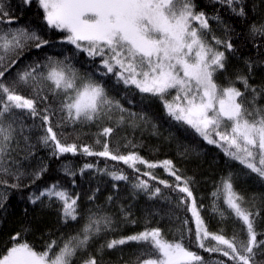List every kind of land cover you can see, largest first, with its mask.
<instances>
[{"label":"snow or ice","instance_id":"6c2138e0","mask_svg":"<svg viewBox=\"0 0 264 264\" xmlns=\"http://www.w3.org/2000/svg\"><path fill=\"white\" fill-rule=\"evenodd\" d=\"M32 2L0 0V206L9 189L28 187L47 170L43 161L31 166L42 147L50 157L79 153L123 162L139 173L132 183L133 197L143 192L150 200L171 202L173 197L159 186L163 185L176 193V206L191 213V220H181L173 238L168 239L159 221L150 226L149 217L160 215L159 211L145 212L142 230L102 240L93 252L96 241L116 231L119 223H137L132 205L120 203L118 219L107 210L113 204V195L107 197V207L97 204L96 189L88 196L90 206L82 214L78 210L80 194L73 195L56 181L38 195L29 193V201L43 204L46 197L47 206H51L55 200L61 205L58 210L65 226L69 220L79 224L82 219L83 223L66 237L61 232L59 237L45 240L41 249L18 241L20 233H16L11 246L0 253V264H74L77 259L80 264H104L105 248L112 250L128 242L141 247L125 264H209L192 250V245L227 258H217L213 264H264V239H258L264 232H258L256 226V218L264 215V193L246 197L238 191L233 177L239 172L230 165L211 193V210L221 221L231 214L242 222L239 228L234 224L228 236L225 227L210 230L200 211L204 205L197 204L191 187L193 178L185 175L173 159L145 158L132 150L137 144L128 136L123 145L127 152L121 151L119 139L113 147V136L125 127L133 134L150 129L152 135H162L156 117L143 107L145 100L154 98L162 105L169 124L175 121L180 125L185 139L194 135L216 146L228 161L238 162L264 183V76L259 84L251 82L257 68L264 71V0H212L240 18L246 39L256 49L255 59L239 57L233 38L241 33L224 20L219 9L209 15L196 0H37L47 30L60 32V39L76 51L44 53L42 58L33 56L17 66L26 52L43 51L44 46L54 43L51 35L46 37L40 29L20 23ZM249 7L252 16L259 19L250 17ZM212 21L222 29L220 34ZM81 52L89 58L87 61H80ZM231 57L242 59L243 66L236 65L229 72ZM113 78L115 85L124 86L125 91L119 95L110 91L108 80ZM133 90L140 94L138 111L134 110L137 102L128 95L135 94ZM121 97L133 107H125ZM68 127L76 136L72 142L66 139L70 133L64 129ZM93 127L99 149L78 142L81 131L88 134ZM163 138L175 141L181 158L196 151L197 145L186 143L173 132ZM158 167L173 179L159 177L154 171ZM92 169L113 181L129 179L123 169H109L107 164L100 168L85 162L78 171L83 176L85 170ZM62 171L68 177L76 175L67 164ZM153 180L156 185L150 183ZM72 183L75 185L74 179ZM112 187L118 185L113 183ZM221 198L226 209L218 204ZM168 215L171 219V210Z\"/></svg>","mask_w":264,"mask_h":264},{"label":"trees","instance_id":"16d2710c","mask_svg":"<svg viewBox=\"0 0 264 264\" xmlns=\"http://www.w3.org/2000/svg\"><path fill=\"white\" fill-rule=\"evenodd\" d=\"M196 2L198 6L206 10L209 15L213 14L214 9H219L224 20L231 24L236 29L237 33H241L239 38L235 36L233 38V42L238 46L239 57L251 56L255 59L256 49L253 47V43L246 39L245 26L241 23L239 17L233 15L226 7L214 4L212 0H196ZM14 3L19 4V0H14ZM249 15L252 19H259V16H252L251 7H249ZM20 23L29 24L34 28L40 29L46 37L51 35L54 43L44 46L43 51L32 49L30 52H26L25 55L21 57V61L17 66L26 63L33 56L42 58L44 53L59 55L71 54L76 51L73 45L60 39V32L56 30L49 32L47 30L46 22L43 20V12L42 9H39L37 0H33L31 7L25 9ZM213 27L217 29V34L222 32V29L216 27V22H214ZM239 57L230 58L229 72H232L236 65L243 66V60ZM79 59L80 61H87L89 58L86 54L81 52L79 54ZM96 59L98 63L99 58ZM17 66H14V68ZM262 76H264V71L257 68L255 70V78L251 82L259 84ZM221 82H224L222 78ZM108 84L110 86V91L114 94L119 95L125 91L122 84L115 85L114 78L109 79ZM237 86L243 87L239 82H237ZM133 91L135 94L129 92L128 95L137 102L134 110L138 111L141 106L140 94L138 91ZM121 100L125 107H133L127 103V99L121 97ZM261 103H264V100H262ZM143 107L148 110L151 115L156 117L162 135H152L150 129L143 133L137 130L133 134L131 129L125 127L118 129L113 136V147H115V141L119 139L121 151L127 152L129 149L124 148L123 145L125 143L124 137L128 136L137 144V147L132 150L138 151L145 158L149 160L173 159L177 166L183 170L185 175L193 178L191 187L197 204L204 205L200 211L210 230L218 231L221 227H225L224 234L230 236L233 231V225L235 224V226L239 228L242 227V222L237 221L231 214H229V218L226 221H221L219 215L211 210L212 201L214 200L211 193L217 182L220 181L222 176L227 175L230 165L233 171L239 172L238 176L233 177L234 186L246 197H250L252 193H264V183L259 180L255 173H251L250 170L244 169L238 162L228 161V158H226L224 153L216 146L208 145L198 137H194V135H188L185 139V134L180 125L175 121H171L169 124V118L163 114L162 105L157 99L149 98L145 100L143 102ZM28 122H32L30 117L28 118ZM37 123H39V120H37ZM57 131H59V129H57ZM64 131L70 133V135L66 137L68 142H72L76 139L75 133H72L71 127L64 129ZM85 131L86 130L81 131V137L78 142L90 143L95 148L99 149L100 146L95 145V137L92 134L96 129L93 127L88 131V134H85ZM169 132L175 133L176 136L184 139L186 143L197 145L196 151L192 152L186 159L179 157L176 152L175 141H169L163 138L167 136ZM41 161L47 164V170L40 178L36 179L35 183L28 187L22 189H9L7 192V199L4 200L2 206H0V253L5 252L7 247L11 246V237L16 233H20V236L17 237L18 241L28 242L37 249H41L45 240L59 237L61 232H63L66 237L68 234L76 231L80 224L83 223L82 219L79 224L69 220L68 225L65 226L60 219V212L58 210L61 205L55 200H53L51 206H47L48 202L46 197L43 198V204L39 201L36 204H32L29 201V193L35 192L38 195L42 188L50 186L56 181H59L64 187L69 188L73 195L76 193L80 194L78 210L82 214H84L86 209L90 206L88 196L92 195L93 191L96 189H99L95 193V203L97 204H103L107 207V197L110 194L113 195V204L107 207V210L115 213L118 219L120 217L118 211L120 203L126 206L128 204L132 205L130 210L133 213V217L137 219V223H119L116 231L107 233L106 236H102L100 240L96 241V244H94L91 249L93 252L95 251L96 245L102 240L119 238L121 235H127L142 230L144 227L145 212L159 211L160 215H152L149 217L150 226L156 225L157 221H159L160 227L164 230L168 239L173 238L174 230L180 225L181 220L185 217L191 220V213L187 212L183 206L179 208L176 206V193L171 192L169 189H164L163 185L159 186L165 194L173 197L171 202L160 199L150 200L143 192L133 197L132 183L134 182L135 176L139 175V173H134L132 169L124 165L123 162L111 161L103 157L84 156L79 153L76 155L68 153L59 158L50 157L48 151L40 147L36 153V158L31 161V166L36 167ZM85 162L98 164L100 168H104L105 164H107L109 169H112L113 166L123 169L129 179L128 181H113L107 174L95 172L94 169L85 170L82 176L78 169L82 167ZM65 164L76 171L74 178L66 176L62 171V167L65 166ZM140 168L143 169L144 166L140 165ZM154 171L161 178L173 179L164 172L162 167H158ZM143 178L148 179V177ZM73 179L75 180V185L72 183ZM24 182L27 183V181ZM113 183L117 184L118 187L113 188ZM150 183L156 185L157 181L153 180L150 181ZM2 187L3 186H0V188ZM218 204L221 208L226 209L222 198L218 201ZM169 210H171L172 213L171 219H169L168 215ZM177 216L180 218L179 220L176 219ZM256 226L258 232H264V215L256 218ZM192 227L194 230V225ZM170 228L173 229V231H169ZM258 239H264V236H258ZM139 247L141 246L137 245L135 242H128L125 245H118L112 250L105 248L102 260L104 264H125V261L137 255ZM192 250L197 251L205 259H208L209 264H213V261L217 258L227 259L220 256L218 253L209 254L204 252L203 249L195 245H192ZM98 259L101 258L98 257ZM74 264H80L79 259H77Z\"/></svg>","mask_w":264,"mask_h":264},{"label":"rangeland","instance_id":"374dc122","mask_svg":"<svg viewBox=\"0 0 264 264\" xmlns=\"http://www.w3.org/2000/svg\"><path fill=\"white\" fill-rule=\"evenodd\" d=\"M214 22H215V21H212V24H214ZM215 30H217V29L215 28ZM97 58H98V57H97Z\"/></svg>","mask_w":264,"mask_h":264}]
</instances>
